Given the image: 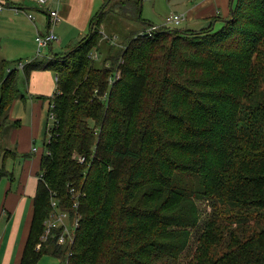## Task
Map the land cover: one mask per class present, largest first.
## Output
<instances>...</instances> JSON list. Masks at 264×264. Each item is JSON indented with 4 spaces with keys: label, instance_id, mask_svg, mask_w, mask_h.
Returning <instances> with one entry per match:
<instances>
[{
    "label": "trees",
    "instance_id": "1",
    "mask_svg": "<svg viewBox=\"0 0 264 264\" xmlns=\"http://www.w3.org/2000/svg\"><path fill=\"white\" fill-rule=\"evenodd\" d=\"M115 1L50 60L0 62V179L11 184L7 162L38 151L6 147L22 127L11 110L33 72L58 77L20 264H264V0H232L198 32L144 25L122 37L103 31L107 16L144 24L141 0ZM53 204L78 220L73 243L59 244L67 224L44 237Z\"/></svg>",
    "mask_w": 264,
    "mask_h": 264
},
{
    "label": "crops",
    "instance_id": "2",
    "mask_svg": "<svg viewBox=\"0 0 264 264\" xmlns=\"http://www.w3.org/2000/svg\"><path fill=\"white\" fill-rule=\"evenodd\" d=\"M48 1L51 8L61 17V21L53 26L60 38L57 44L58 50L63 48L62 44H68L67 50L89 35L92 20L105 5V0ZM124 1L131 0L119 1L117 4ZM179 1H182V14L186 17L187 28L183 30L198 32L208 29L211 27L212 19H227L231 12L232 0ZM0 3L6 5L5 10L0 11V62L6 60L31 62L36 58L50 60L53 56L51 51L57 50L55 45L49 50H44L43 52L46 51L44 55L37 56L39 51L37 37L45 36L50 31V16L46 9L28 0H0ZM114 16L123 23L129 20L131 15L122 16L117 11ZM170 17L168 16L164 23L157 24L144 18L142 13L144 24L134 20L131 22H136V26L141 25V27L145 25L150 28L153 26L163 28L167 27ZM61 52L65 51L59 53ZM31 75L29 82L26 83L27 92L23 91L22 99L14 104L10 113L11 119L20 121L22 127L11 133L12 136L8 139L6 147L8 149L14 147L21 155L33 153L34 147L38 148V151L35 158L24 160L19 158L7 162L8 170L16 172L20 183L16 185L10 183L6 189L0 190V264H20L23 255L31 224L32 202L38 186L37 173L41 157L39 154L42 153L49 124L48 99L57 91V75L53 71L36 70ZM38 142H41V147H37Z\"/></svg>",
    "mask_w": 264,
    "mask_h": 264
},
{
    "label": "rangeland",
    "instance_id": "3",
    "mask_svg": "<svg viewBox=\"0 0 264 264\" xmlns=\"http://www.w3.org/2000/svg\"><path fill=\"white\" fill-rule=\"evenodd\" d=\"M119 1L121 2L123 0H119ZM119 1L116 0L114 2V4H117V2L119 3ZM131 1L132 2H138V0H131ZM181 6H182V1H179V0H173V1H169V0H141L140 5H139L140 10H142L143 17L148 19V20H151L157 24H161L162 22L164 23V20L168 16H176V15L182 16ZM130 7H131L130 4H128L125 8H121V9H123L122 11H124L126 13L130 9ZM133 23H134V25H132ZM136 25L137 24H135V22H131L128 19H127V21H123V23H122L121 21H118V19L115 16L108 15L107 19H106V25H104V27L102 29L104 32H106V34L116 33V34H114L115 36L122 37L125 34H129L130 31H132L130 29L137 30L138 26L141 27V25H138V26H136ZM167 27H169L172 30H178V31H183V29L187 28L185 20L183 22H180L177 25L176 24H169ZM141 28H143V27H141ZM119 44H121V39L118 42V45ZM54 45H55L54 47L57 48V50H56L57 52L56 51L55 52L59 53L60 51H65L67 48L66 46L68 44H62L63 48H61L60 50H58L57 44H54ZM45 52H43L42 55H44ZM37 56H38V54H37ZM22 61L28 62L30 60H28V61L22 60ZM21 90H23L24 92H27L25 83H23ZM52 125H54V121H52L51 126ZM13 131L14 130H11L8 133L9 136L6 140V144H8V139L10 138V136H12L11 133ZM41 146H42L41 142H38L37 147H41ZM12 148L14 149V147H12ZM11 172L13 173V170H11ZM14 173H15L14 179H16L17 183H20V179H19V177H17L16 172H14ZM11 182H12L11 179H7V178L0 179V190H3V188L6 189L7 186H9ZM176 185H179L181 188H184V187L187 188L188 187V188H190L196 192L201 191L198 181L197 180L190 181L189 178L178 177L177 181H176ZM39 264H60V262H59V260L54 259L51 256L45 255L41 259Z\"/></svg>",
    "mask_w": 264,
    "mask_h": 264
},
{
    "label": "built area",
    "instance_id": "4",
    "mask_svg": "<svg viewBox=\"0 0 264 264\" xmlns=\"http://www.w3.org/2000/svg\"><path fill=\"white\" fill-rule=\"evenodd\" d=\"M28 1L35 2L43 9H46L48 15L50 16V29H49L50 31L45 36L40 35L36 39V43L39 46L38 56H42V52L44 50H49L50 47L54 46V44H59L60 42V38L58 34L56 33V31L53 29L54 28L53 26L61 21V17L56 10H53L51 8L50 1L48 0H28ZM5 8H6V5L5 4L3 5L0 3V11H4ZM30 18H32V16H30ZM185 19L186 17L184 16V14H182V16H178V15L171 16L170 18H168L167 26L169 24L177 25L180 22H183ZM158 29H159L158 27L153 26V28L148 29V33L152 34L153 31H157ZM20 68H23L22 64L20 65ZM57 80H58V77H57ZM49 119L56 121V115L52 112V114L49 115ZM83 160L84 159H82L81 162H83ZM73 197H77L75 195V192H73ZM54 205L55 204H53V208L56 207ZM72 207L77 208V203L74 202V205ZM68 217H69L68 214L61 212L60 209L58 208H55V211L53 212V215L51 216V219H53V221L48 222L47 224L48 228L44 234L45 235L44 237L48 239L49 236H52V229H54L58 224H62L64 226H66V224L68 225V222H67ZM78 226H79L78 220H75V222H73V224L69 226L70 230L68 228H65L64 233L59 236L60 237L59 244H65L67 240H69L70 243H73L75 239L74 236H75L76 228ZM40 247L41 246H39L38 248L40 249Z\"/></svg>",
    "mask_w": 264,
    "mask_h": 264
},
{
    "label": "water",
    "instance_id": "5",
    "mask_svg": "<svg viewBox=\"0 0 264 264\" xmlns=\"http://www.w3.org/2000/svg\"><path fill=\"white\" fill-rule=\"evenodd\" d=\"M231 10H232V7H231Z\"/></svg>",
    "mask_w": 264,
    "mask_h": 264
},
{
    "label": "bare ground",
    "instance_id": "6",
    "mask_svg": "<svg viewBox=\"0 0 264 264\" xmlns=\"http://www.w3.org/2000/svg\"><path fill=\"white\" fill-rule=\"evenodd\" d=\"M146 35V34H145ZM151 36V35H150Z\"/></svg>",
    "mask_w": 264,
    "mask_h": 264
}]
</instances>
